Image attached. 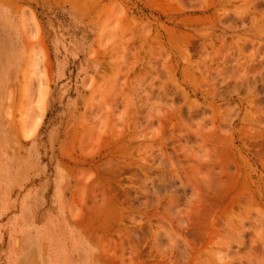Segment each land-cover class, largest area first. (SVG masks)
I'll return each mask as SVG.
<instances>
[{
    "label": "rangeland",
    "instance_id": "1",
    "mask_svg": "<svg viewBox=\"0 0 264 264\" xmlns=\"http://www.w3.org/2000/svg\"><path fill=\"white\" fill-rule=\"evenodd\" d=\"M263 76L264 0H0V264H264Z\"/></svg>",
    "mask_w": 264,
    "mask_h": 264
},
{
    "label": "bare ground",
    "instance_id": "2",
    "mask_svg": "<svg viewBox=\"0 0 264 264\" xmlns=\"http://www.w3.org/2000/svg\"><path fill=\"white\" fill-rule=\"evenodd\" d=\"M212 45V44H211ZM224 49V47H223ZM247 49V48H246ZM235 50V49H234ZM250 60V59H249ZM227 62V61H226ZM234 62V61H233ZM244 64V63H243ZM204 66V65H203ZM255 66V65H254ZM203 68V67H202ZM229 69V68H228ZM234 69V68H233ZM247 70V69H246ZM237 71V70H236ZM232 72V71H231ZM237 73V72H236ZM264 77V76H263ZM259 80V79H258ZM256 87V86H255ZM133 102V101H132Z\"/></svg>",
    "mask_w": 264,
    "mask_h": 264
}]
</instances>
